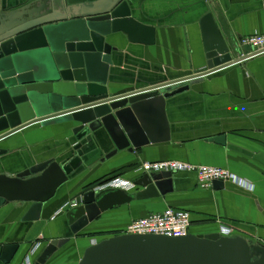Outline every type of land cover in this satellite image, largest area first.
<instances>
[{"label":"crops","instance_id":"1","mask_svg":"<svg viewBox=\"0 0 264 264\" xmlns=\"http://www.w3.org/2000/svg\"><path fill=\"white\" fill-rule=\"evenodd\" d=\"M30 2L0 0V14ZM129 2L133 18L149 31L139 37L128 32L106 37L117 50L108 79L111 97L196 74L207 67L208 47L220 39L242 48L243 38L264 34V0ZM163 111H147L151 143L104 163L115 150L111 140L96 141L83 132L75 135L72 125H35L2 142L0 148L9 152L0 157V176L15 179L54 160L68 181L45 204L38 222H24L30 202L12 201L0 207V264H24L39 244L35 264L50 242L67 236L66 212L74 202L81 205L83 194L113 178L135 184L145 175L140 171L143 164L164 161L221 168L251 189L226 183L222 190L214 185L204 190L196 175L175 174L173 191L108 211L73 236L48 264H79L92 241L118 236L131 222L167 208L191 215L192 235L222 234L221 230L232 228L235 236L264 246V54L205 77L167 100ZM142 191L137 186L127 193L135 196ZM6 246H18L8 262L2 259Z\"/></svg>","mask_w":264,"mask_h":264},{"label":"water","instance_id":"2","mask_svg":"<svg viewBox=\"0 0 264 264\" xmlns=\"http://www.w3.org/2000/svg\"><path fill=\"white\" fill-rule=\"evenodd\" d=\"M146 31L133 18L129 0H32L1 13L0 144L35 125H72L75 135L83 132L96 141L111 140L115 150L102 163L124 151L133 154L151 143L146 124L149 109L164 114L165 102L191 85L264 54L220 39L208 47L207 67L196 74L111 97L108 79L117 50L106 37L119 32L139 37ZM8 152L0 148V157ZM174 175H143L135 183L143 191L135 196L121 190H89L81 205L74 202L66 212L67 236L50 242L36 264H48L73 236L108 211L167 195L173 191ZM67 181L54 160L15 179L0 176V207L12 201L30 202L24 222H38L45 204ZM213 185L217 190L225 188L223 182ZM17 250L18 246L4 247L2 259L8 262ZM79 264H264V246L221 234L115 236L87 248Z\"/></svg>","mask_w":264,"mask_h":264},{"label":"built area","instance_id":"3","mask_svg":"<svg viewBox=\"0 0 264 264\" xmlns=\"http://www.w3.org/2000/svg\"><path fill=\"white\" fill-rule=\"evenodd\" d=\"M242 47H251L257 52L264 51V34H256L243 38L240 42ZM141 172L145 174L152 173H191L196 175L199 187L202 189H210L214 182L231 183L241 188L251 189L250 184L238 178L229 171L208 166H195L192 164L177 162V161H164L155 163H145L140 168ZM135 184L127 182L121 178H114L106 181L95 187L98 192H106L110 190H122L124 192H131L135 190ZM70 205V204H69ZM73 207V203L71 204ZM191 215L182 210L167 208L162 212L154 213L146 218L131 222L128 227L121 232L124 236L132 235H151L162 236L167 238H180L190 235L192 226ZM222 231V236L230 237L235 234L232 228H225ZM97 241H92L91 245L94 246ZM40 245L36 244L31 252L26 257L24 264H34L33 258L36 256Z\"/></svg>","mask_w":264,"mask_h":264},{"label":"rangeland","instance_id":"4","mask_svg":"<svg viewBox=\"0 0 264 264\" xmlns=\"http://www.w3.org/2000/svg\"><path fill=\"white\" fill-rule=\"evenodd\" d=\"M102 240V239H101Z\"/></svg>","mask_w":264,"mask_h":264}]
</instances>
